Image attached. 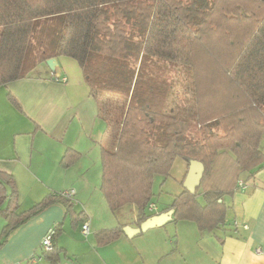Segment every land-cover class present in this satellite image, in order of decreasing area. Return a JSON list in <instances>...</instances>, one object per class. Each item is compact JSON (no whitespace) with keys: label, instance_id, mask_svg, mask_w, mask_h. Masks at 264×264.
<instances>
[{"label":"trees","instance_id":"16d2710c","mask_svg":"<svg viewBox=\"0 0 264 264\" xmlns=\"http://www.w3.org/2000/svg\"><path fill=\"white\" fill-rule=\"evenodd\" d=\"M61 56L78 61L98 102L106 129L101 189L111 210L135 204L140 225L155 214V177L178 158L197 159L201 184L175 197L173 220L209 229L223 222L224 196L264 165V0H0V86ZM169 61L187 69L192 118L166 108ZM17 200L13 175L1 174L0 209L8 204L0 238L51 201L85 219L61 193L21 213ZM61 232L58 224L40 264L61 263ZM123 233L120 225L97 235L106 245Z\"/></svg>","mask_w":264,"mask_h":264},{"label":"crops","instance_id":"0c3cea01","mask_svg":"<svg viewBox=\"0 0 264 264\" xmlns=\"http://www.w3.org/2000/svg\"><path fill=\"white\" fill-rule=\"evenodd\" d=\"M62 57L55 58L54 69L42 63L38 74L0 86V177L13 175L18 213L55 193L74 190L69 198L85 219H72L62 201H51L0 238V264H36L33 255L40 254L44 235L58 224L60 264H264V165L244 174L243 185L239 181L224 196L226 218L213 229L176 222L173 212L161 226L132 237L124 231L117 240L100 244L97 233L103 229L140 225L134 210L127 217L133 207L116 215L101 189L105 125L86 81L71 80ZM7 204L0 209V236ZM170 209L157 206L153 212Z\"/></svg>","mask_w":264,"mask_h":264},{"label":"rangeland","instance_id":"374dc122","mask_svg":"<svg viewBox=\"0 0 264 264\" xmlns=\"http://www.w3.org/2000/svg\"><path fill=\"white\" fill-rule=\"evenodd\" d=\"M45 21L41 22V24L44 23L43 25L52 27H55L57 25V22H53L54 20H48L46 22ZM62 61L64 63V68L66 69V74L69 75V78L71 80L84 79L82 69L80 68V65L76 59L63 56ZM179 70L181 71V74ZM185 70L187 69L182 68V66H177L170 61L168 62V82L170 84V91L166 108L175 114H180L182 116L192 118L194 96L190 91L189 86V84L191 83V79L189 80L190 83L186 82L185 80V77L188 76ZM39 71L40 68H37L33 73L38 74ZM261 146L264 149V140L262 141ZM188 167L189 161L183 158H178L176 159L168 175H158L155 177L153 186V202L156 203L158 208H168V206H170L174 202L175 197L182 193L184 189V185L182 182L186 177ZM243 176L240 177L241 180ZM199 200L203 202V198L201 195L199 196ZM126 206L133 207L130 208V211H128L127 213V217L129 216V218H132V211L134 210L135 212H137V207L135 204H128L124 207ZM124 207L120 209V212H122L121 210Z\"/></svg>","mask_w":264,"mask_h":264},{"label":"water","instance_id":"95a60500","mask_svg":"<svg viewBox=\"0 0 264 264\" xmlns=\"http://www.w3.org/2000/svg\"><path fill=\"white\" fill-rule=\"evenodd\" d=\"M47 64L51 69L55 68L56 59L51 58L47 60ZM205 173V165L202 161L197 159L190 160L189 169L184 180V187L191 193H195ZM174 209H170L161 214L152 215L143 221L139 227L125 226V233L132 237L141 232L147 231L151 228H155L165 224L168 220L172 219Z\"/></svg>","mask_w":264,"mask_h":264},{"label":"built area","instance_id":"2783aa9c","mask_svg":"<svg viewBox=\"0 0 264 264\" xmlns=\"http://www.w3.org/2000/svg\"><path fill=\"white\" fill-rule=\"evenodd\" d=\"M64 80H66V78H64ZM239 185L242 186L243 181L240 180ZM60 193H61V195L69 198L74 194V190H64ZM149 210L156 211L157 210L156 204L151 203L149 206ZM56 227H57V225L51 227L46 232V234L44 235L43 240L41 242V252H40V254H34L33 255V257H32L33 263L40 264L44 260V255L53 250V248H54V237L56 234ZM82 230H83L84 235L89 234V227H88L87 223L83 224Z\"/></svg>","mask_w":264,"mask_h":264}]
</instances>
